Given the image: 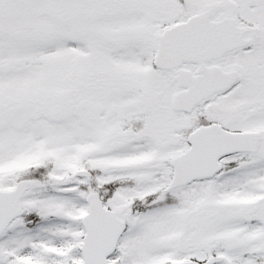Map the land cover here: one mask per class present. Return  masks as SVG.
Segmentation results:
<instances>
[{
    "label": "snow or ice",
    "instance_id": "obj_1",
    "mask_svg": "<svg viewBox=\"0 0 264 264\" xmlns=\"http://www.w3.org/2000/svg\"><path fill=\"white\" fill-rule=\"evenodd\" d=\"M0 264H264V0H0Z\"/></svg>",
    "mask_w": 264,
    "mask_h": 264
}]
</instances>
